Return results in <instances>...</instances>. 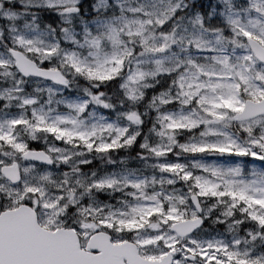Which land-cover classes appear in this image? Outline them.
Returning <instances> with one entry per match:
<instances>
[{
  "label": "snow or ice",
  "instance_id": "obj_1",
  "mask_svg": "<svg viewBox=\"0 0 264 264\" xmlns=\"http://www.w3.org/2000/svg\"><path fill=\"white\" fill-rule=\"evenodd\" d=\"M95 10L0 0V264H264V0Z\"/></svg>",
  "mask_w": 264,
  "mask_h": 264
},
{
  "label": "clouds",
  "instance_id": "obj_2",
  "mask_svg": "<svg viewBox=\"0 0 264 264\" xmlns=\"http://www.w3.org/2000/svg\"><path fill=\"white\" fill-rule=\"evenodd\" d=\"M14 3L22 4L24 0H13ZM96 0H78V7L82 9V12H78L74 18L73 27L79 32L82 31L84 27L89 29H94L96 27L94 20L98 13L95 10ZM117 9L115 7H110L108 10V14L115 13ZM59 27V25H58ZM123 79V77H121ZM87 87L89 91H92L94 95H100L99 89H104L102 99L109 103L112 106V115L109 117V110L100 108L99 105H92L89 108V111L96 112L99 116H104L109 119H115L117 115V111H126L134 108L137 111H140L143 115L144 112H148V115L145 119H151V112L148 109V100L147 98L140 102L137 105H131L126 100L123 95V90L119 87V85L115 86L111 91H109V84H89L85 82L84 85H80L79 83L75 84L72 88L73 92H78L81 98H85L83 96V88Z\"/></svg>",
  "mask_w": 264,
  "mask_h": 264
}]
</instances>
